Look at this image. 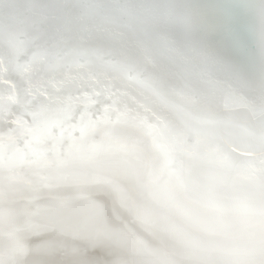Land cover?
<instances>
[{"label": "clouds", "instance_id": "1", "mask_svg": "<svg viewBox=\"0 0 264 264\" xmlns=\"http://www.w3.org/2000/svg\"><path fill=\"white\" fill-rule=\"evenodd\" d=\"M50 3L49 41L58 38L65 47L102 55L111 64L147 62L166 76L167 99L154 101L156 124L115 128L106 138L83 141L76 155L5 172L6 183L15 176L22 184L21 197L6 204L0 221V264L75 261L81 229L105 237L111 250L106 264H264V181L243 169L242 143L186 132L191 109L180 69L192 61L170 38L166 18L156 14L165 6L157 0ZM12 11L32 15L31 9L0 0V13ZM226 118L253 123L243 108ZM175 134L184 136L179 150ZM224 157L232 166L219 162ZM97 177L106 183L91 186ZM92 201L100 205L97 213L66 217L71 230L58 227L66 209H84ZM55 236L60 239H44Z\"/></svg>", "mask_w": 264, "mask_h": 264}, {"label": "snow or ice", "instance_id": "2", "mask_svg": "<svg viewBox=\"0 0 264 264\" xmlns=\"http://www.w3.org/2000/svg\"><path fill=\"white\" fill-rule=\"evenodd\" d=\"M17 5L20 9H31L32 15L26 18L19 11L7 15L0 13V45L11 50L8 70L22 77L41 61L53 70L61 66L96 64L102 65L104 71L114 73L118 82L45 81L44 91L53 89L57 99L39 104L30 99V88L22 101L15 105L9 99L12 92H6L0 98V166L11 167L41 156H51V152L41 153L33 148V142L37 140L50 144L65 136L78 138L88 128L101 130L117 124L146 127L158 123L154 101L167 99L166 76L153 72L147 62L111 64L102 55L65 47L58 38L51 42L48 40L52 17L50 0H22ZM155 11L161 19L166 18L164 8ZM180 75L184 81L186 105L191 109V115L185 116L188 122L186 132L194 137L211 132L236 146L242 143L247 157L242 162L243 169L264 181V83L250 90L219 80L209 81L193 63L182 67ZM129 94L132 102L121 103V98ZM217 105L221 109L219 113ZM241 108L252 115V124L226 118ZM174 140L178 150L185 146L182 134H175ZM219 162L225 167L233 164L227 157ZM179 165L180 161L176 160L177 168ZM99 207L98 202L92 201L84 209L68 208L65 215L57 218V225L63 230H71L66 217L79 212L97 213ZM81 232L83 244L76 250L78 259L71 264H103L86 258L83 246L96 248L106 245L105 237L85 229ZM58 264L64 262L59 261Z\"/></svg>", "mask_w": 264, "mask_h": 264}, {"label": "bare ground", "instance_id": "3", "mask_svg": "<svg viewBox=\"0 0 264 264\" xmlns=\"http://www.w3.org/2000/svg\"><path fill=\"white\" fill-rule=\"evenodd\" d=\"M11 2L19 4L22 0H11ZM157 2L165 6L170 38L203 74H211L216 80L250 90L257 89L264 83V48H262L264 3L261 0H157ZM10 54V49L6 50L0 45V98L11 91L13 95L9 99L13 105L22 101L29 88L30 99L34 103L56 100L57 96L53 89L44 91L45 81L118 82L114 73L93 65H73L70 68L61 66L53 70L48 68L44 61L35 64L29 73L21 77L8 70L7 60ZM131 102L130 94L121 98V103ZM124 126L117 124L101 130L88 128L78 138L65 136L50 144L34 141L32 146L36 151L52 153L51 156L45 155L35 160L44 161L67 153L76 155V149L83 141L90 138H106L111 135L113 129ZM32 166L34 164L30 162H21L11 167L0 166V221L3 219L6 204L21 197L19 188L22 181L12 176L6 183L4 173ZM89 183L93 187H98L104 185L106 180L97 177ZM2 238L3 234L0 233V239ZM44 239H60V237ZM83 248L86 258L95 259L94 255H105L103 264H106L111 254L105 246L102 249L94 248L93 251L86 246ZM59 261L71 264L70 259L63 257L47 258L45 264H58Z\"/></svg>", "mask_w": 264, "mask_h": 264}, {"label": "rangeland", "instance_id": "4", "mask_svg": "<svg viewBox=\"0 0 264 264\" xmlns=\"http://www.w3.org/2000/svg\"><path fill=\"white\" fill-rule=\"evenodd\" d=\"M104 246H105V248H106L107 251H109V252L111 251L110 248H109L107 245L97 246L96 248H98V249H102V247H104ZM91 249H92V250H91ZM89 250L93 251L94 248H89ZM96 250H97V249H96ZM91 251H90V252H91ZM109 252H108V253H109ZM92 253H94V252H92ZM92 253H90V254H92ZM104 254H107V253H104ZM109 254H110V253H109ZM94 256H95V259H96V260H99V261H102V262H103V259L105 258V257H104L105 255H98V256H97V255H94ZM94 256H92V257H94ZM92 257H91V258H92Z\"/></svg>", "mask_w": 264, "mask_h": 264}]
</instances>
